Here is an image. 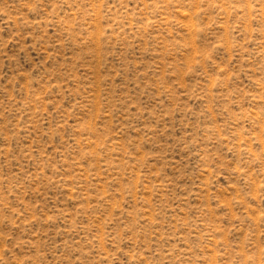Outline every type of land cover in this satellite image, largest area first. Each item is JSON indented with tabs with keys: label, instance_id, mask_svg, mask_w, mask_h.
Listing matches in <instances>:
<instances>
[{
	"label": "rangeland",
	"instance_id": "rangeland-1",
	"mask_svg": "<svg viewBox=\"0 0 264 264\" xmlns=\"http://www.w3.org/2000/svg\"><path fill=\"white\" fill-rule=\"evenodd\" d=\"M0 264H264V0H0Z\"/></svg>",
	"mask_w": 264,
	"mask_h": 264
}]
</instances>
